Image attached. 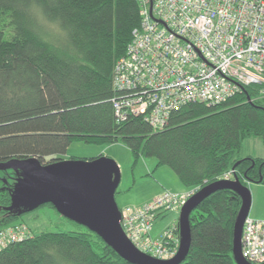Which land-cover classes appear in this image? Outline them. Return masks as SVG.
<instances>
[{
    "label": "trees",
    "instance_id": "16d2710c",
    "mask_svg": "<svg viewBox=\"0 0 264 264\" xmlns=\"http://www.w3.org/2000/svg\"><path fill=\"white\" fill-rule=\"evenodd\" d=\"M139 25L135 0H0V163L37 158L48 165L65 160L78 141L123 143L136 159L155 157L170 167L186 189H203L232 169L244 186H264V159L239 157L245 140L264 143V100L255 99L253 86L223 105H188L161 131L140 117L118 122L114 69ZM0 173L1 231L25 214L6 210L16 174ZM241 206L229 189L200 203L182 264H236ZM73 223L84 231H42L1 250L0 264H129Z\"/></svg>",
    "mask_w": 264,
    "mask_h": 264
},
{
    "label": "built area",
    "instance_id": "2783aa9c",
    "mask_svg": "<svg viewBox=\"0 0 264 264\" xmlns=\"http://www.w3.org/2000/svg\"><path fill=\"white\" fill-rule=\"evenodd\" d=\"M140 25L132 32L126 54L115 65L113 86L118 122L143 118L161 131L173 113L191 104L219 106L255 87L264 100V0H135ZM235 170L222 180L234 181ZM200 188L185 194L163 191L152 202L121 210V225L141 252L162 261L180 247L179 227L152 238L156 221L181 212ZM23 224L0 231V251L30 239ZM242 254L250 264H264V220L249 217Z\"/></svg>",
    "mask_w": 264,
    "mask_h": 264
},
{
    "label": "water",
    "instance_id": "95a60500",
    "mask_svg": "<svg viewBox=\"0 0 264 264\" xmlns=\"http://www.w3.org/2000/svg\"><path fill=\"white\" fill-rule=\"evenodd\" d=\"M0 171L16 174L12 188V204L6 210L26 214L52 204L64 218L97 234L129 264H182L191 247L193 210L210 195L229 189L242 199L233 236V257L236 264H250L242 254V237L250 217L252 195L239 180H221L200 189L180 212V247L177 256L162 261L138 250L123 231L122 214L116 200L122 176L119 165L100 157L90 161L60 160L48 165L37 158L0 163Z\"/></svg>",
    "mask_w": 264,
    "mask_h": 264
},
{
    "label": "rangeland",
    "instance_id": "374dc122",
    "mask_svg": "<svg viewBox=\"0 0 264 264\" xmlns=\"http://www.w3.org/2000/svg\"><path fill=\"white\" fill-rule=\"evenodd\" d=\"M249 156L264 159V143L261 139L255 138L244 141L239 157L246 158ZM100 157L110 158L120 167L122 180L117 191L116 200L121 210L129 207L143 206L147 203L146 201H151L153 199L151 197L154 195L153 193H156V188L161 185L160 183L168 184L166 191L178 194H185L187 192L186 187L183 186L176 173L170 167L159 165V161L155 157H140L136 159L132 151L123 143L100 145L85 144L78 141L68 148L63 159L90 161ZM0 177H2V173H0ZM249 189L252 195L251 212L253 209L264 212V186L251 184L249 185ZM179 190H183V192H177ZM149 198L150 200H148ZM179 219L180 212L162 215L154 225L153 237L157 238L160 231L173 227L174 221L179 223ZM21 223H24L32 230V238L35 234L42 231H84L80 226L62 217L56 209L54 210L47 206L40 207L33 212L23 215L21 219L10 226Z\"/></svg>",
    "mask_w": 264,
    "mask_h": 264
},
{
    "label": "crops",
    "instance_id": "0c3cea01",
    "mask_svg": "<svg viewBox=\"0 0 264 264\" xmlns=\"http://www.w3.org/2000/svg\"><path fill=\"white\" fill-rule=\"evenodd\" d=\"M161 185L160 186H158V188H156L157 189V191H156V193H153L154 195L151 197V201H146L147 203H149V202H152L157 196H159L164 190H166V186L168 185L167 183H160ZM190 189H187V191H189ZM184 191H185V189H184ZM158 192V193H157ZM177 192H179V193H181V192H183V190H179V191H177ZM148 200H150V198L148 199ZM147 203H145V204H147ZM174 213H179V212H174ZM250 213H252L251 215H250V217L251 218H253V219H255V220H264V212H262V211H260V210H254L253 209V211L252 212H250ZM158 221V220H157ZM156 221V222H157ZM176 224H178L176 221H174V225H176ZM168 229V228H167ZM153 230H154V228H153ZM153 230H152V232H153ZM165 230H162V231H160L159 232V235L157 236V238H154L153 237V235H152V238L153 239H158L161 235H162V233L164 232Z\"/></svg>",
    "mask_w": 264,
    "mask_h": 264
},
{
    "label": "bare ground",
    "instance_id": "6f19581e",
    "mask_svg": "<svg viewBox=\"0 0 264 264\" xmlns=\"http://www.w3.org/2000/svg\"><path fill=\"white\" fill-rule=\"evenodd\" d=\"M51 164V163H50ZM0 172H3V171H0ZM48 205V204H47ZM52 205V204H51ZM44 206H46V205H44ZM53 206V205H52ZM43 207V206H42ZM27 214V213H26Z\"/></svg>",
    "mask_w": 264,
    "mask_h": 264
}]
</instances>
